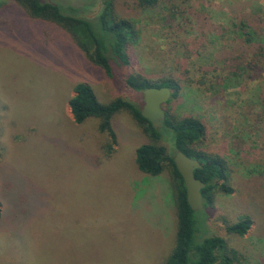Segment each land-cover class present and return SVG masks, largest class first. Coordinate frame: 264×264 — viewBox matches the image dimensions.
<instances>
[{
	"label": "rangeland",
	"instance_id": "rangeland-1",
	"mask_svg": "<svg viewBox=\"0 0 264 264\" xmlns=\"http://www.w3.org/2000/svg\"><path fill=\"white\" fill-rule=\"evenodd\" d=\"M42 1L94 21L105 0ZM238 3L264 15V0H114V19L128 21L134 36L128 64L113 59L109 78L71 32L0 0V264H166L178 229L173 170L138 168L137 150L153 141L129 111L113 116V143L99 119L77 124L69 106L84 83L102 104L125 99L142 113L131 75L176 80L167 116L200 118L207 130L199 149L226 162L233 193L216 191L196 213L200 236L224 237L244 259L237 264H264V74L209 91L227 74L219 54L234 40ZM158 130L174 158L173 131ZM244 215L249 232L229 233Z\"/></svg>",
	"mask_w": 264,
	"mask_h": 264
},
{
	"label": "trees",
	"instance_id": "trees-1",
	"mask_svg": "<svg viewBox=\"0 0 264 264\" xmlns=\"http://www.w3.org/2000/svg\"><path fill=\"white\" fill-rule=\"evenodd\" d=\"M13 1L23 7L32 18L54 22L71 32L79 39L84 51L91 53V47L92 60L105 70L109 78L113 77V59L120 64H128L126 46L134 36V29L128 21L114 19V0L104 1V9L94 21L69 15L68 10L61 11L56 4L51 2ZM160 1L140 0L142 6L145 7H154ZM242 6L240 3L236 6L238 8L237 22L232 23L234 40L232 44L223 46L219 54L227 74L220 77L221 79L217 82L218 86L211 84L212 86L209 87L211 92L217 90L216 87L219 86L222 91L238 87L243 79L247 77L254 79L256 75L264 74V15L261 12L243 10ZM127 85L138 92L148 88L168 87L173 90V99L179 95V85L171 78L153 83L144 77L131 75L127 79ZM74 93L69 101L74 122L82 124L89 118L99 119L100 131L108 134L114 143L116 138L112 124L113 116L121 110L129 111L153 141V144L144 145L137 150L138 168L151 176L161 175L167 166L173 170L175 181L173 199L177 206L178 229L176 246L166 260V264L242 263L243 257L236 250L228 248L224 237L214 235L202 238L200 236L204 222L197 223V212L193 211L188 203L184 180L176 167L174 158L167 154L165 147L159 146L161 134L148 120L143 118L141 109L139 110L134 103L125 99H117L108 105L102 104L92 87L84 83L78 84L74 88ZM163 126L173 131L178 151L199 160L202 164V168L195 170V177L205 183L202 191L205 208L211 207L216 191L220 190L226 194L233 193V189L228 185L229 171L224 159L219 155L199 149L207 130L200 118L186 116L174 122L167 116ZM2 218L3 204L0 202V220ZM252 225V217L244 215L236 223L228 225L227 231L243 237Z\"/></svg>",
	"mask_w": 264,
	"mask_h": 264
},
{
	"label": "water",
	"instance_id": "water-1",
	"mask_svg": "<svg viewBox=\"0 0 264 264\" xmlns=\"http://www.w3.org/2000/svg\"><path fill=\"white\" fill-rule=\"evenodd\" d=\"M144 96V108L142 116L148 120L155 129L163 126L167 114L164 105L168 103L173 90L168 87L148 88L142 91ZM176 167L183 177L187 191V200L191 209L199 212L205 208L203 189L205 183L195 177V170L202 168L199 160L188 157L184 152L178 151L174 157Z\"/></svg>",
	"mask_w": 264,
	"mask_h": 264
},
{
	"label": "crops",
	"instance_id": "crops-1",
	"mask_svg": "<svg viewBox=\"0 0 264 264\" xmlns=\"http://www.w3.org/2000/svg\"><path fill=\"white\" fill-rule=\"evenodd\" d=\"M223 48V47H222Z\"/></svg>",
	"mask_w": 264,
	"mask_h": 264
}]
</instances>
